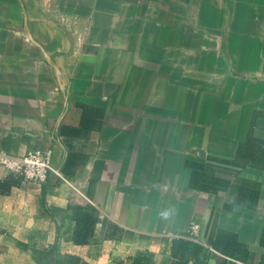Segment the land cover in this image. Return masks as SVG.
Masks as SVG:
<instances>
[{
  "label": "crops",
  "instance_id": "obj_1",
  "mask_svg": "<svg viewBox=\"0 0 264 264\" xmlns=\"http://www.w3.org/2000/svg\"><path fill=\"white\" fill-rule=\"evenodd\" d=\"M50 144L69 182L0 166V264H264V0H0V152Z\"/></svg>",
  "mask_w": 264,
  "mask_h": 264
},
{
  "label": "trees",
  "instance_id": "obj_2",
  "mask_svg": "<svg viewBox=\"0 0 264 264\" xmlns=\"http://www.w3.org/2000/svg\"><path fill=\"white\" fill-rule=\"evenodd\" d=\"M69 210L74 223L73 243L75 245L90 244L95 236V225L98 222L96 209L92 206L76 204L70 205ZM123 234L124 230L121 227L114 223L109 224L108 238L121 237ZM211 247L226 256L240 261L249 256L248 251L237 241L236 236L224 230H219L216 236L211 239ZM201 251L202 247L199 244L183 238L174 239L172 242L173 258L178 259V263L175 264H184L182 263L183 261L187 264V258L191 254H195V258H198Z\"/></svg>",
  "mask_w": 264,
  "mask_h": 264
},
{
  "label": "built area",
  "instance_id": "obj_3",
  "mask_svg": "<svg viewBox=\"0 0 264 264\" xmlns=\"http://www.w3.org/2000/svg\"><path fill=\"white\" fill-rule=\"evenodd\" d=\"M54 146L38 147L28 151L22 156L9 155L0 152V166H2L8 174L15 175L22 183H45L50 175L54 174L65 182L69 180L56 170L53 166ZM187 238L197 242H202L200 226L191 224Z\"/></svg>",
  "mask_w": 264,
  "mask_h": 264
}]
</instances>
